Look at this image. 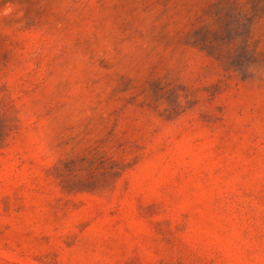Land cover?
Segmentation results:
<instances>
[{"label": "rangeland", "instance_id": "1", "mask_svg": "<svg viewBox=\"0 0 264 264\" xmlns=\"http://www.w3.org/2000/svg\"><path fill=\"white\" fill-rule=\"evenodd\" d=\"M0 264H264V0H0Z\"/></svg>", "mask_w": 264, "mask_h": 264}]
</instances>
